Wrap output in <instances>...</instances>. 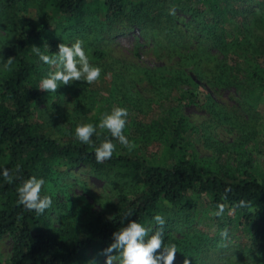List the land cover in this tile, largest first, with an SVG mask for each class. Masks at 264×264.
Returning <instances> with one entry per match:
<instances>
[{
	"label": "trees",
	"instance_id": "obj_1",
	"mask_svg": "<svg viewBox=\"0 0 264 264\" xmlns=\"http://www.w3.org/2000/svg\"><path fill=\"white\" fill-rule=\"evenodd\" d=\"M31 7L35 9L34 19L19 17L27 15ZM172 11L174 14H170ZM5 15H9L12 34L0 43V169L14 171L19 165L25 179L34 175L50 185L57 168L70 172L86 166L97 177L113 181L110 184L116 185L114 194L118 202L80 225L66 217L76 216L77 206L61 203L51 187L41 194L51 195L53 205L43 215H37L17 206L16 188L20 181L10 184L0 177V240L9 237L12 244L10 258L2 264L96 262L106 258L100 253L112 243V233L126 226L127 219L155 227L153 217L157 214L166 221L165 243L178 247L182 240L174 239L172 232L179 226L186 225L190 218L206 219L216 211L218 203L231 208L240 200L250 206L236 207L231 215L226 210L222 217L214 216L212 246L231 250L236 257L228 261L231 264H250L251 260L264 264V162L258 168L251 157H246L238 171L218 164L200 165L184 154L179 155L184 153L177 142L187 132L186 118L164 113L144 129L132 123V129L125 128L124 134L142 147L165 145L172 158L169 165L149 162L133 154L138 153L139 147L129 151L115 140L113 157L97 163L94 147L74 139V129L61 130L63 136L54 139L34 122V106L48 94L39 89L41 74L48 65L39 61L31 49L35 45L48 54L43 48L45 44L87 41L89 35L103 43L124 32L118 29L121 24L126 31L138 27L145 34L164 32L169 35L165 37L170 46L184 49L187 43L195 41L219 53L223 60L214 67L215 84H227L248 96L257 94L260 100V93H264V67L257 59L264 56V38L253 35L255 29H264L259 20L264 18V0H0V20ZM184 17L188 19L185 21ZM52 40L59 42L49 43ZM91 52L97 62L106 58L97 46ZM9 57L14 62L11 70L5 71L4 59ZM203 60L204 57L182 54L175 64L182 70H176L174 78L187 79L189 73L206 69ZM139 71L151 79L147 71ZM169 79L168 83L172 82L171 76ZM182 93L187 100L196 101L188 87ZM247 112L251 126L264 128V116L252 120V114ZM99 121L96 118L93 124ZM97 133L92 137L97 146L105 137L111 139L106 129H97ZM246 137L237 150L245 149L249 143L258 146V132L251 129ZM226 189L230 191L226 193ZM224 229L243 234L246 240L231 244L228 237L221 236ZM193 234L200 243L196 249L204 252L203 236L207 234L200 230ZM184 239L193 240L190 234Z\"/></svg>",
	"mask_w": 264,
	"mask_h": 264
},
{
	"label": "rangeland",
	"instance_id": "obj_2",
	"mask_svg": "<svg viewBox=\"0 0 264 264\" xmlns=\"http://www.w3.org/2000/svg\"><path fill=\"white\" fill-rule=\"evenodd\" d=\"M20 16L34 19L35 9L31 7L27 15L23 13ZM8 19L9 15H5L4 20H0V43L11 37V24ZM184 19L186 21L188 18ZM259 20L264 23V18ZM118 27L125 33L112 36L103 43L96 42L91 35L87 41L82 39L91 63L103 69L98 81L92 85H87L86 82H74L70 86L61 85L56 93H48L43 100L35 104L33 120L42 125L45 133L59 139L63 136L61 130L69 128L75 131L78 123H94V119H101L104 113H110L116 106L128 109V123L125 127L128 129L133 126L132 123L139 124L144 129L164 113H170L175 117L182 115L186 118L187 132L177 142L178 148L184 153H178L179 155L184 154L200 165L218 164L238 171L242 170L241 162L244 158L251 157L258 168L263 167L264 128L251 126L247 110L252 114V120L264 116V93H260L258 100L257 94L248 96L234 87H228L227 84L217 86L214 67L220 64L223 58L219 53L199 46L195 41L187 43L183 49L181 46H170V40L165 37L169 35L164 32L145 34L138 27H132L129 31H126L122 24ZM253 37L264 38V29H255ZM56 42L59 40L49 43ZM49 45L48 49L52 50L50 53L58 52L57 45ZM94 46L105 52L106 58L103 61L97 62L91 55ZM182 54L195 55L199 59L204 57L202 62L205 63L206 69L193 73L195 76L189 73L190 78L177 80L174 74L176 70L182 69L175 64ZM257 60L264 67V56ZM198 62L200 61L196 60V63ZM47 67L41 78L50 70L49 66ZM139 68L151 74V79L148 80ZM127 69L128 75L125 73ZM170 76L172 82L168 83ZM187 87L195 95L196 101L187 100L182 93ZM112 89L115 92H112ZM251 129L259 133L258 146L249 143L245 149L237 150L242 140L247 139L246 135ZM139 144L135 147L140 148L138 153L133 154L160 165H169L172 161L171 156L166 153L165 145L142 147ZM172 156H175V153ZM111 182V179L97 177L86 166L70 172L57 168L53 171L50 185L45 184L43 190L50 191L47 188L51 187L61 203L76 205L77 217H66L81 225L97 217L109 204L118 202V197L114 194L116 185L110 184ZM56 218V215L53 216L54 220ZM213 219L212 214L198 221L190 218L186 225L179 226L177 231L172 232L174 239L182 240L177 247L174 264H184L185 259H188L190 264H231L228 261L236 259L231 250L225 251L219 246H212L215 235ZM198 230L204 235L207 234L203 236L206 241L204 252L196 249L200 243L193 233ZM189 234L193 240H183ZM227 237L231 244L246 240L243 234L240 236L237 232L228 233ZM226 246L231 247L229 244ZM11 248L9 237L0 240V264L9 260ZM105 259H97L95 264H105Z\"/></svg>",
	"mask_w": 264,
	"mask_h": 264
},
{
	"label": "clouds",
	"instance_id": "obj_3",
	"mask_svg": "<svg viewBox=\"0 0 264 264\" xmlns=\"http://www.w3.org/2000/svg\"><path fill=\"white\" fill-rule=\"evenodd\" d=\"M170 14H174V11ZM57 47V53H50L45 44L43 48L48 51V54H45L40 47L31 46L32 52L39 61L50 68L39 82L41 91L56 93L61 85L70 86L74 82H86L87 85H92L99 80L103 69L91 63L83 40L75 39L70 44L62 42ZM13 62V57L4 59V70L10 71ZM128 115L127 108L113 107L110 113L106 112L102 115L98 124L78 123L75 127L74 139L83 144L92 145L96 162L100 164L113 157L117 147L114 140L132 151L136 144L124 134ZM97 129H106L110 133L111 139L105 137L98 146L95 145L92 137L98 135ZM20 172L19 165L14 171L5 167L0 169V177L10 184L20 181L16 188L17 206L23 207L25 211L43 215L53 205L51 195L41 194L45 180L34 175L25 179L20 175ZM227 191L230 190L226 189V193ZM224 199L226 200V195ZM249 206V202L244 200L238 201L231 208L226 203H218L216 211L212 215L222 217L226 210L231 215L236 207L247 208ZM128 215L130 216L131 213ZM127 220L126 226L123 225L112 233V243L100 253L106 257L105 264H174L178 249L174 243H165L164 225L166 221L162 215L157 214L153 217L155 227L145 226L137 220ZM221 236L227 238V229L221 232ZM89 264H95V261H90ZM184 264H190V261L185 259ZM250 264H254V261L251 260Z\"/></svg>",
	"mask_w": 264,
	"mask_h": 264
}]
</instances>
